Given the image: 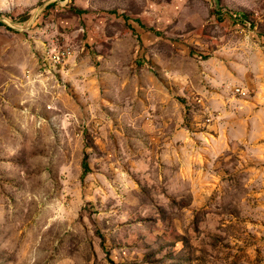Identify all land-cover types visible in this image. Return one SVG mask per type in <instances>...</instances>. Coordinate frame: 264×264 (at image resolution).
<instances>
[{
    "label": "rangeland",
    "instance_id": "374dc122",
    "mask_svg": "<svg viewBox=\"0 0 264 264\" xmlns=\"http://www.w3.org/2000/svg\"><path fill=\"white\" fill-rule=\"evenodd\" d=\"M111 261L264 264V0H0V264Z\"/></svg>",
    "mask_w": 264,
    "mask_h": 264
},
{
    "label": "built area",
    "instance_id": "2783aa9c",
    "mask_svg": "<svg viewBox=\"0 0 264 264\" xmlns=\"http://www.w3.org/2000/svg\"><path fill=\"white\" fill-rule=\"evenodd\" d=\"M51 32L45 40L44 67L46 69L65 65L74 53V46L69 37L63 36L59 32L53 33V30Z\"/></svg>",
    "mask_w": 264,
    "mask_h": 264
},
{
    "label": "crops",
    "instance_id": "0c3cea01",
    "mask_svg": "<svg viewBox=\"0 0 264 264\" xmlns=\"http://www.w3.org/2000/svg\"><path fill=\"white\" fill-rule=\"evenodd\" d=\"M35 35H38V31H35ZM39 41H41V42H39ZM43 41V42H42ZM37 42H39V43H42V45H43V48H42V51H41V60H42V63H41V69H44V70H46V71H48L47 69H46V67H44V59H45V47H44V43H45V40H37ZM38 43V44H39Z\"/></svg>",
    "mask_w": 264,
    "mask_h": 264
},
{
    "label": "trees",
    "instance_id": "16d2710c",
    "mask_svg": "<svg viewBox=\"0 0 264 264\" xmlns=\"http://www.w3.org/2000/svg\"><path fill=\"white\" fill-rule=\"evenodd\" d=\"M244 16H248V15L244 14ZM84 165H85V172H86V171L88 170V167H89V166H88L87 163H85ZM111 263H112V264H116V263L113 262V261H111Z\"/></svg>",
    "mask_w": 264,
    "mask_h": 264
}]
</instances>
